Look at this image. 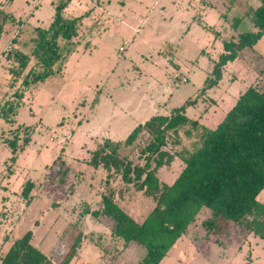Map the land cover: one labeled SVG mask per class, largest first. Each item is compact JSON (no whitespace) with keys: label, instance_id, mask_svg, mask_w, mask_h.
<instances>
[{"label":"rangeland","instance_id":"374dc122","mask_svg":"<svg viewBox=\"0 0 264 264\" xmlns=\"http://www.w3.org/2000/svg\"><path fill=\"white\" fill-rule=\"evenodd\" d=\"M60 2L0 0V109L19 104L13 124L0 117V258L28 231L52 264L63 260L77 229L107 233L110 222L88 214L100 206L106 171L85 163L105 140L121 142L138 124L189 101L196 103L185 115L214 129L250 85L264 90L263 35L225 65L217 86L200 94L223 43L255 31L251 11L258 0H71L62 17L76 20V37L72 43L59 38L63 57L53 74L24 90L20 82L34 67L36 30L49 28ZM15 53L27 55L28 64L13 81L20 66ZM20 91L18 100L13 94ZM16 134L11 162L6 141ZM171 140L165 148L176 153ZM148 141L140 135L133 146L119 149V157L142 165ZM58 157L68 170L61 184L52 165ZM182 166L175 157L158 168L159 181L171 184ZM110 180L122 195L117 203L141 222L152 200L115 174ZM27 181L33 184L28 205L21 196ZM257 201L264 204V189ZM208 217L204 208L160 264H264V239L234 224L207 236L202 222ZM117 250L103 255L84 239L70 264H138L146 251L134 243Z\"/></svg>","mask_w":264,"mask_h":264},{"label":"trees","instance_id":"16d2710c","mask_svg":"<svg viewBox=\"0 0 264 264\" xmlns=\"http://www.w3.org/2000/svg\"><path fill=\"white\" fill-rule=\"evenodd\" d=\"M70 1L61 0L56 5L54 19L47 30H36L31 51L34 67L20 82L24 90L53 74L54 65L63 57L59 38L72 43L76 37V20L62 17ZM258 1L259 6L251 11L255 31L242 33L236 41L223 43V52L214 61L200 94L218 85L223 68L237 58L239 51L252 48L262 39L264 0ZM14 58L20 66L13 81L28 64L27 55L15 53ZM23 94L20 91L13 96L21 100ZM195 103L189 101L174 108L168 116L151 117L134 127L121 142L105 140L85 161L88 166H101L106 171L99 195L100 206L88 214L94 220L106 218L110 227L107 233L90 232L88 235L77 229L68 252L59 264H70L84 239L105 255L117 249L115 253H122L131 243L141 245L146 251L138 264H160L204 208L209 210V217L202 222L207 236L211 232L220 234L229 224H234L264 239V204L257 201L264 189V90L250 85L239 94L233 107L214 129L185 115L186 107ZM18 106L17 103L2 106L0 117L13 124L10 116ZM142 134L149 137L148 144L141 151L144 163L134 166L120 158L118 152L121 147L133 146ZM17 137L16 134L12 141H6L12 151L11 162L16 160ZM169 138L174 146L179 147L176 153L165 148ZM175 157L182 161L183 166L171 184H163L156 170L169 165ZM63 164L60 157L52 164L57 166L55 173L61 176L59 184L68 175ZM113 174L154 203L141 222H136L117 203V198L122 195L111 185ZM32 189V182L27 181L21 190L27 205ZM32 236V232L28 231L14 240L0 258V264H52L50 258L32 245Z\"/></svg>","mask_w":264,"mask_h":264},{"label":"crops","instance_id":"0c3cea01","mask_svg":"<svg viewBox=\"0 0 264 264\" xmlns=\"http://www.w3.org/2000/svg\"><path fill=\"white\" fill-rule=\"evenodd\" d=\"M197 20H199V18H197ZM176 77H179L178 75H177V73L174 75V78H176ZM177 79V78H176ZM184 80V79H183ZM157 114H159V113H156V115ZM143 123V122H142ZM98 233H100V232H98ZM102 233V232H101ZM103 255H105L104 253H103Z\"/></svg>","mask_w":264,"mask_h":264},{"label":"built area","instance_id":"2783aa9c","mask_svg":"<svg viewBox=\"0 0 264 264\" xmlns=\"http://www.w3.org/2000/svg\"><path fill=\"white\" fill-rule=\"evenodd\" d=\"M120 50H122V49H120ZM183 81H185V80H183Z\"/></svg>","mask_w":264,"mask_h":264}]
</instances>
